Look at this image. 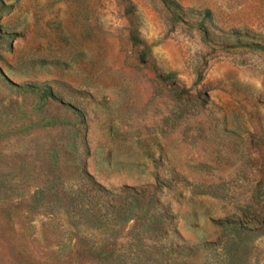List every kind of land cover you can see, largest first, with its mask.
<instances>
[{"label": "rangeland", "instance_id": "374dc122", "mask_svg": "<svg viewBox=\"0 0 264 264\" xmlns=\"http://www.w3.org/2000/svg\"><path fill=\"white\" fill-rule=\"evenodd\" d=\"M0 264H264V0H0Z\"/></svg>", "mask_w": 264, "mask_h": 264}]
</instances>
